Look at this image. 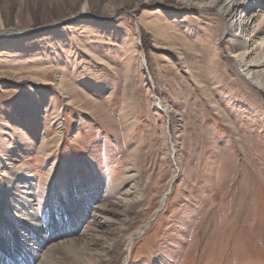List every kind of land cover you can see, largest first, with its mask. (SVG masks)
I'll return each mask as SVG.
<instances>
[{
	"label": "rangeland",
	"instance_id": "obj_1",
	"mask_svg": "<svg viewBox=\"0 0 264 264\" xmlns=\"http://www.w3.org/2000/svg\"><path fill=\"white\" fill-rule=\"evenodd\" d=\"M192 2L0 0V25L26 29L0 37V180H29L39 226L18 232L25 189L0 183L8 255L37 252L38 264L48 244L118 234L97 206L126 197L137 207L125 237L148 223L127 264H264V91L229 58L237 42L261 45L264 24L237 31L240 9L229 34L215 6Z\"/></svg>",
	"mask_w": 264,
	"mask_h": 264
},
{
	"label": "bare ground",
	"instance_id": "obj_2",
	"mask_svg": "<svg viewBox=\"0 0 264 264\" xmlns=\"http://www.w3.org/2000/svg\"><path fill=\"white\" fill-rule=\"evenodd\" d=\"M187 4L192 1H195L196 6L198 9L204 8L207 6H215L217 9V12H219L223 19L226 22V30L229 32V34L232 31V28L234 27L232 18H234L233 12L238 11L240 9L241 12H245L246 19L238 18L235 20L236 30L244 32L248 31L249 34L254 31H259L262 29V25L264 24V9H259V11L253 13L250 11L249 7H244L242 5L243 0H183ZM193 3V2H192ZM250 6V5H249ZM261 12V13H260ZM234 21V20H233ZM231 22V23H230ZM16 26V25H15ZM27 28V27H25ZM26 31V29L22 28H15V27H3L0 25V37H6L13 34L21 35L23 32ZM247 45V44H246ZM244 43L237 42L236 45H233V51L229 53V58L231 62L234 63L235 68L237 70V73L252 87H254L255 90L258 91H264V82L261 80V73L259 72V67L264 66V42L261 45L253 44V42L249 44V46H246ZM249 54H254L253 57L249 61L246 60V56ZM146 63V62H145ZM141 64L144 66V59L141 58ZM162 108H165L163 104H161ZM166 109V108H165ZM167 110V109H166ZM166 116L167 112L165 111ZM173 113V117H174ZM173 147L171 155L175 158L176 156V148L174 143L171 144ZM26 170L24 164H21L17 169L14 171L16 173H21ZM8 174V173H7ZM0 176H5V173H1ZM130 177V176H129ZM174 175L170 178L169 183L173 180ZM6 179V180H5ZM3 178L1 179L0 183L2 185L3 194L11 195L13 194L11 191L12 187L11 184L16 182V176H9V178ZM19 181L17 179V182L19 183L20 187H23L24 194L22 196H19V200L17 203L21 207H19L20 215L17 212H12L11 216L16 219V216L19 215L21 217V222L19 224L18 220L16 221L18 224L17 227H19L18 232H23L25 235H31L34 233V230H38L39 226L36 221H34V218L32 217V195L30 193H27V189L30 188L29 180H26L25 177L20 178ZM139 178H135L133 180V185L138 188L139 187ZM32 183V182H31ZM74 187V186H73ZM79 188V187H78ZM120 188V185L119 187ZM117 188V189H118ZM11 191V192H10ZM15 191V190H14ZM5 192V193H4ZM76 189L73 190V194L71 196V199L73 200V208L70 209L72 211L71 215L74 216L75 209L80 208L79 207V195L75 194ZM126 194V193H125ZM167 193L162 197L161 199L160 207L164 205ZM1 198V197H0ZM5 198V197H4ZM126 197L117 199V200H110V201H104L99 206H97V213L98 215H102L104 218L112 219L114 221L119 220V225H121V229L117 232L118 234L111 235L110 237H105L103 235H99L95 233V230L92 229L91 232L87 235H85L83 238L77 239H67L66 241L62 243H52L48 244L46 248L39 251V262L38 264H84L86 262V259H92L94 264H114L116 256L118 252H123L124 256L121 260L120 264H127V259L130 255L131 248L134 244V242L146 231L148 228V223L144 224L142 226L137 227L135 230H133L131 233H129L125 237V230L129 227V222L131 218L135 215V208L137 207L134 200L127 199ZM10 202V201H9ZM7 203V201H6ZM1 204V203H0ZM5 205V204H4ZM4 206L0 205V212L4 213ZM18 208V207H17ZM65 210V209H64ZM17 211V210H16ZM74 211V213H73ZM70 213V211H69ZM6 215V214H5ZM124 216L123 219H119V216ZM154 215V214H153ZM18 216V217H19ZM58 219L53 220L54 228L56 229L58 227L57 223ZM15 221V220H14ZM28 226H33V230H29ZM11 225H0V255H4L9 251L10 248H13L15 242L11 240L12 233L9 232L8 228ZM17 231V230H15ZM14 234V233H13ZM27 236V235H26ZM27 238H29L27 236ZM16 245V244H15ZM76 246H79L81 249V252H76ZM37 252H29L24 255V252L20 254H13L8 255V253L4 256H7V264H17V262H20V259L22 260V257H25V260L22 262V264H27L29 261H32V259L36 258ZM97 256L98 258H94L92 256ZM54 256V257H53ZM21 257V258H20ZM59 260L56 262V260Z\"/></svg>",
	"mask_w": 264,
	"mask_h": 264
},
{
	"label": "water",
	"instance_id": "obj_3",
	"mask_svg": "<svg viewBox=\"0 0 264 264\" xmlns=\"http://www.w3.org/2000/svg\"><path fill=\"white\" fill-rule=\"evenodd\" d=\"M143 59H144V58H143ZM144 63H145V59H144ZM157 106H158V108H159L161 111L165 112V110L161 108V106H160L159 103L157 104Z\"/></svg>",
	"mask_w": 264,
	"mask_h": 264
}]
</instances>
